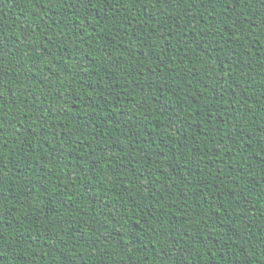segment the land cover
I'll list each match as a JSON object with an SVG mask.
<instances>
[{
  "label": "trees",
  "instance_id": "1",
  "mask_svg": "<svg viewBox=\"0 0 264 264\" xmlns=\"http://www.w3.org/2000/svg\"><path fill=\"white\" fill-rule=\"evenodd\" d=\"M0 264H264V0H0Z\"/></svg>",
  "mask_w": 264,
  "mask_h": 264
}]
</instances>
